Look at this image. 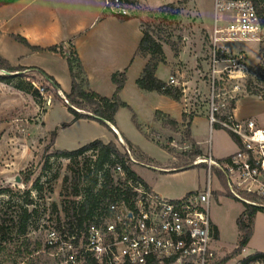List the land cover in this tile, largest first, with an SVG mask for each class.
<instances>
[{
	"label": "rangeland",
	"instance_id": "1",
	"mask_svg": "<svg viewBox=\"0 0 264 264\" xmlns=\"http://www.w3.org/2000/svg\"><path fill=\"white\" fill-rule=\"evenodd\" d=\"M126 1L131 4V17L139 19L145 28L149 24L153 28L159 24L156 17L160 7L168 3L163 0ZM78 6L80 10L75 7L77 13L84 11V1ZM21 8L22 5L12 4L8 12ZM213 9L214 0H188L180 6V13L174 19L169 17L167 23L158 27L163 38L171 42L164 43V51L168 60L166 65L170 67L178 82L177 87L181 89L179 102L165 94L144 91L137 86L136 77L131 74H134L135 66L141 63L139 58L133 62L125 86L119 93L120 99L128 106L118 108L112 124L95 118L75 119L74 113L66 105V94L61 93L31 67L23 71L22 78H16L10 83L0 82V243L10 246L13 251L11 253L8 248L7 253H1L0 264H42L44 256L37 251L42 247L44 226L63 219L76 208L77 196L86 186L84 171L90 155L95 153L92 151L79 157L66 158L59 155L58 151L74 150L96 139L114 141L121 151L126 146L130 148L138 162H132L131 167L160 196L172 200L181 199L190 191L204 188L209 177L207 165L194 162L207 156L209 142L214 154H228L234 150L230 149L232 134L218 126L211 129L208 113H201L208 111L212 91ZM25 12L11 23L16 25L15 21L25 22ZM101 22L88 26L82 35L89 37L102 27ZM3 35L0 33V49L11 60L22 55L20 62L26 64L25 54L29 50L25 44L17 40L9 41L7 35ZM231 46L237 52L246 51L250 74L248 78L239 81L238 90H233L236 81L219 77L216 92L234 95L235 104L243 97L239 102L240 111L264 127V98L259 99L256 97L259 95L252 93L264 87V42H235ZM69 50L73 51V48L69 47ZM41 59H44L43 64L49 70H58L60 88L69 91L72 84L70 70L62 57ZM14 62L19 64L18 61ZM163 68L158 74L165 79L168 76L165 74L167 68ZM21 81H25L24 87L30 86L35 93L28 92L26 88H18ZM247 81L251 82L252 92L245 87ZM89 88L106 96H111L115 91L113 82L109 80L89 85ZM158 111L163 114L157 116ZM182 111L183 120L179 125L164 122L167 116H180ZM191 115L193 117L189 121ZM188 126L204 156L193 158L192 141L187 137ZM186 162L194 165L182 169ZM219 170L217 167L212 168V183L221 194H226L224 176ZM16 174L21 175L22 183L6 181V178ZM26 175L29 176L28 182H24ZM236 209L237 204L231 202L215 209L218 216L216 221L223 226L218 245L226 255L224 264H236L242 258V251L235 253L237 244L245 235L239 229L237 231L233 221ZM260 221H264L263 211H259L255 217V232ZM261 237L264 245V228ZM25 240L30 244L28 249L22 244ZM17 245H21V256L14 253ZM253 251L252 247H248L247 254Z\"/></svg>",
	"mask_w": 264,
	"mask_h": 264
},
{
	"label": "built area",
	"instance_id": "2",
	"mask_svg": "<svg viewBox=\"0 0 264 264\" xmlns=\"http://www.w3.org/2000/svg\"><path fill=\"white\" fill-rule=\"evenodd\" d=\"M102 3L107 15L132 16L129 1ZM213 18L208 119L211 129L217 125L237 138V150L222 161L210 154L197 159L195 164L207 165L206 185L175 200L146 187L129 175L120 162L107 161L97 174V203L92 214H83V219L76 221L65 216L44 226L42 247L37 251L44 256L42 264H224L225 256L218 246L220 229L213 221V213L216 207L227 203L216 195L211 177L213 167L225 173V191H230L232 199L264 211V127L251 118H236L233 110L229 111L236 97L215 89L219 77L236 81L233 90L240 88V80L248 78L246 52L231 54V44L264 42V26L251 0H214ZM169 83L178 85L174 76ZM124 150L126 164L138 163L128 146ZM90 156L87 169L93 168L91 159H96V154ZM84 198L85 186L77 196L73 212H80ZM245 249L246 246L242 252ZM247 264L264 262L254 259Z\"/></svg>",
	"mask_w": 264,
	"mask_h": 264
},
{
	"label": "crops",
	"instance_id": "3",
	"mask_svg": "<svg viewBox=\"0 0 264 264\" xmlns=\"http://www.w3.org/2000/svg\"><path fill=\"white\" fill-rule=\"evenodd\" d=\"M83 1L85 4V9L84 11L77 13L75 7H78V10H80V7L78 5L83 3ZM101 2H99V0H15L10 4L0 5L1 35L3 34L7 35L6 39L9 41L11 39V40H17L18 42L20 41L15 37V35H21L25 37L31 45L38 47L37 49H33L25 45L26 49L29 50L27 53L25 52L26 53L25 55L27 57L26 64H22L20 62L22 59L21 57H23L22 55L17 56L13 60H11V57L5 55L4 50L0 49L1 50L0 56L5 58L11 65L14 66L21 65L24 67H31L33 71H37V69L43 70L46 74L52 76L57 81V83L59 84V87L58 86L57 87L61 93H69L70 90L63 91L60 88L59 75L57 72L58 70H49L48 66L43 64L44 59L42 60L41 58L44 57L56 58L57 56H59L62 57L63 62L67 66L68 55H66V53L70 52L69 47L70 48L72 47L73 50L76 51L81 61L84 74L88 79V85H96V83L102 81L103 82H107L108 80L112 81V75L117 71L126 70V72L130 74V69L133 62L137 58H139L138 60H140L141 63L135 66V69H133L134 74H131L132 76L136 77L135 79H137L146 63L145 58L136 54V50L143 35L140 20L133 17L129 19H124L122 17H116L112 15H103L104 14L103 3ZM12 4H18V6L22 5V8L19 10L8 12V8ZM23 12H25L26 14L25 22L21 23L20 21H15L16 25H13L11 22L14 21L16 18H18V16ZM134 20H137L136 23H133ZM98 21H102L101 22L103 23L102 27L98 29L96 32L90 34L89 37L87 36L84 37V35H82L83 31L88 26L90 25L92 26L96 24V22ZM5 43L6 42H4V44ZM20 43L23 44L22 42ZM54 45L62 46L64 54H61L60 52L57 51L49 50V47ZM88 48L90 49V51L88 50ZM230 51L231 54L238 53L237 50L235 51L233 46H231ZM98 55H102V56H98ZM14 61H18L19 64H14L15 63ZM163 67L167 68V72L165 74H167L168 76L165 79L161 78L158 74L159 71L164 70ZM100 71H102V73H100ZM39 74L42 77H44L48 82H50L45 75L41 73ZM157 76L160 79L169 82V79L171 76H173V74L168 65L161 64L157 68ZM256 97L263 100V98H261L260 96H256ZM242 98L243 97L237 100L235 104V108L233 109V114L236 118H240V119L251 118L250 116H247L246 114H244V112L240 111L239 109V102ZM201 113L207 115L208 111L205 110L202 111ZM173 119H175L179 125V123H181L183 120V111H182V115L180 116L173 115ZM189 130H190L191 139L195 141V139L192 137L190 126H189ZM120 136L122 137V139H124V137L121 134ZM127 141L131 142L130 140ZM195 142L198 144L197 141ZM231 144L232 147L230 149L231 150L234 149V150L231 151L230 153L222 154L220 152H216L214 154V150L211 149L212 144L211 142H209L207 156L210 154L215 160L226 159L228 158V156H230L237 150V143L235 142L234 139ZM182 166L184 167V165ZM217 194H218V199L220 201L237 204V209L234 211V216L232 218L233 221L235 222L236 229L239 232L237 226V218L240 212L242 213L244 209V205L228 197L225 193L221 194L218 190H217ZM216 216H217V212L214 211L213 221L220 229L218 233L219 235L218 242L220 243L221 234L223 232V226L217 223ZM263 228H264V221H260V223L256 227V232H255V223H254L255 233L253 232V235L249 240L248 245L250 246L247 245L245 251L241 253L240 256H242V258L256 251L264 252L261 251L262 249L264 250V245L262 240L263 236L261 237ZM248 247L250 248L252 247L254 251L247 254ZM221 252L222 254H224L223 251ZM242 258L239 260H242Z\"/></svg>",
	"mask_w": 264,
	"mask_h": 264
},
{
	"label": "trees",
	"instance_id": "4",
	"mask_svg": "<svg viewBox=\"0 0 264 264\" xmlns=\"http://www.w3.org/2000/svg\"><path fill=\"white\" fill-rule=\"evenodd\" d=\"M15 0H0V5L3 4H10ZM188 0H178L177 2L171 1L166 4H163L160 7L159 15L156 17L159 24L156 27H152V24L148 25V28L143 27L142 24V38L136 50V54L142 56L146 59L145 66L143 67L140 75L136 79L137 86L144 91H156L160 94H165L171 97L174 100L179 101L181 97V89L177 87V85L170 84L167 81L160 79L157 76V68L161 64L167 63V56L164 51V43L171 44L169 39H164L162 36L161 30L158 29L160 25L165 24L168 22L169 17L175 18L180 13V6L187 2ZM256 8V12L260 23L264 26V0H251ZM131 17H125L124 19H129ZM15 37L22 42L23 44L31 47L33 49H37L38 47L33 46L29 43V41L21 36L15 35ZM49 50L60 52L64 54L63 48L60 45H54L49 47ZM70 75H71V89L69 93L66 94V100L70 101L74 106L80 108L81 111H75L71 107L70 110L74 113L75 119L79 118H90L94 119L93 115H97L106 119L110 124L114 122L115 114L120 106H128L126 102H123L120 99L119 93L125 86L127 80V72L126 70L117 71L112 75V81L115 84V91L112 96H104L99 94L98 92L89 88L88 79L84 74L81 61L76 53L75 50L69 52L67 56ZM28 69V67H24L21 65L14 66L11 65L5 58L0 56V70H6L10 73H0V82L10 83L16 78H22L24 76V70ZM37 71L47 77V79L53 84V86H58L59 84L57 81L50 75L46 74L43 70L37 69ZM18 72V73H16ZM13 73V74H12ZM25 81H21L18 83V88L25 89L28 92L35 93L34 90L30 86L24 87ZM87 86L89 89H87ZM245 87L249 92H252L251 82L247 81ZM255 95H259L261 98H264V87L252 92ZM67 105V103H66ZM235 108V102L231 101L229 105V111ZM93 114V115H92ZM158 114H163L161 111L157 112ZM185 116V114H184ZM193 115L190 116L189 121L192 119ZM165 123H169L172 125L177 126L178 122L167 116L164 120ZM217 126V125H216ZM219 127V126H218ZM232 138L236 141V137L231 135ZM187 137L192 141V154L193 158L204 156L203 151L200 149L199 145L191 139L190 130L188 126L187 130ZM53 138V136H52ZM87 151H93L96 154V159L92 160L93 168L90 166L88 169L84 171L83 178L86 182L85 186V198L83 203L80 206V214L77 212H72L66 215V218L71 221L81 220L83 219L82 215L84 216L92 214V209L96 206L97 195L94 192V188L98 183L97 174L100 169H102L104 163L107 161L110 163L120 162L125 171L134 178L139 179L146 187L149 185L144 181L142 177H140L134 169L129 164H126V157L127 153L124 151L119 150L116 146L114 141L104 142L100 139H96L82 145L81 147L74 149V150H61L58 151V154L66 157V158H75L79 157L82 154L86 153ZM229 158V157H228ZM227 159V158H226ZM220 161V160H219ZM189 163H184V166H187ZM218 170V169H217ZM220 171V170H219ZM224 176V184L227 187L226 175L224 172H221ZM29 181V176L26 175L24 178V182ZM106 186H104V194H106ZM150 188V187H149ZM110 189V188H109ZM111 190V189H110ZM226 195L232 198V194L229 190H227ZM259 211L257 207L251 205H245L244 210L237 218V226L241 232H244V236H242L238 248L235 250V253L241 252L242 248L247 246L250 240V237L253 235L254 232V220ZM25 249L29 248V242L27 240L23 241ZM10 246L2 245L0 243V254L7 253V250ZM40 248V247H39ZM10 252L12 253L11 249L9 248ZM9 252V254H10ZM14 253L18 256H21L23 251L21 249V245H17ZM254 259H261L264 262V252H254L246 257H244L240 263L247 264L249 261ZM224 262V259L223 261Z\"/></svg>",
	"mask_w": 264,
	"mask_h": 264
},
{
	"label": "water",
	"instance_id": "5",
	"mask_svg": "<svg viewBox=\"0 0 264 264\" xmlns=\"http://www.w3.org/2000/svg\"><path fill=\"white\" fill-rule=\"evenodd\" d=\"M69 53H66V55H68ZM3 74H6V73H10V72H8V71H6V70H0ZM16 73H18V72H16ZM13 74V73H12ZM51 81V80H50ZM57 89H58V87L57 86H55ZM63 98L65 99V97L63 96ZM65 101H66V103H67V105L69 106V107H71L72 109H74L75 111H80V109L79 108H77V107H75L70 101H67L66 99H65ZM93 115V114H92ZM93 117L95 118V119H98V120H102V121H105V122H107V123H109L106 119H104L103 117H100V116H97V115H93ZM194 164H190V165H187V166H184V167H182V169H185V168H188V167H191V166H193ZM6 181L7 182H13V183H22L23 182V180H22V177H21V175L20 174H16V175H14V176H12V177H9V178H6Z\"/></svg>",
	"mask_w": 264,
	"mask_h": 264
}]
</instances>
